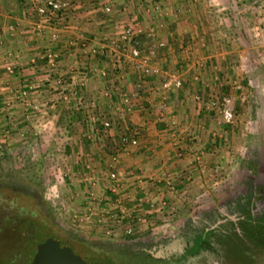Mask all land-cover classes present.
<instances>
[{"label": "crops", "instance_id": "0c3cea01", "mask_svg": "<svg viewBox=\"0 0 264 264\" xmlns=\"http://www.w3.org/2000/svg\"><path fill=\"white\" fill-rule=\"evenodd\" d=\"M55 1L63 4L57 12L47 0H0V153L6 142H34L43 133L40 142L60 147L64 169L77 175L76 188L94 189L93 216L101 221L115 222L113 213L124 211L129 224L159 215L170 201L182 206L199 189L212 192L233 157L220 146L235 139L210 102L239 81L229 93L238 108L241 81L253 76L259 85L253 55L264 42V0H159V10L141 0ZM127 24L141 28L143 62L162 64L182 86L169 91L163 75L144 76L110 44ZM151 25L158 28L153 40ZM85 40L106 46L104 54H91ZM125 132L135 141L121 147Z\"/></svg>", "mask_w": 264, "mask_h": 264}, {"label": "rangeland", "instance_id": "374dc122", "mask_svg": "<svg viewBox=\"0 0 264 264\" xmlns=\"http://www.w3.org/2000/svg\"><path fill=\"white\" fill-rule=\"evenodd\" d=\"M141 1L140 4L143 3L149 10H159L163 6L160 2L152 5L145 0ZM152 28L157 34L156 25H151L148 30ZM140 42L151 41L143 37ZM258 44L261 46L256 49L253 57L259 60L257 64L260 69L256 67L255 72L261 78L259 85H253V76L246 77V82L241 81L244 89L241 96L244 98H239V101L242 105L237 108L233 102L230 103V86L233 88L232 94H236L235 88L239 81L228 85L227 94L211 99H219L221 108L222 97H227L228 106L233 108L234 121L228 123L233 132L231 137L235 141H223L220 146L233 157L221 169V173L215 176L218 184L211 187L212 192L204 193L199 189L189 193L188 198L184 195L187 205L184 203L181 206V203L177 204L173 200L161 209L159 215L154 214L160 209L147 215L141 214L135 216L134 220L131 218L129 224L123 222L126 219V215L121 217L123 211L114 215L115 222L101 221V216H93L95 199L90 194L91 186L84 190L76 188L77 175H71L64 169L66 160L60 156V147L40 142L43 133L39 131V138H35L34 142L24 137L21 141L4 143L3 152L0 153V186H3L0 190V264H16L10 261L13 258L16 261L21 258L28 260V249L32 250L31 245L35 240L46 239L52 233L64 237L67 232L91 241L109 242L116 247L165 249L169 253L163 257H152L141 252L137 255L129 254L124 259L125 264H264V69H261L264 67V42ZM142 49H145L143 53L148 50L144 46ZM250 49L247 52L252 54ZM162 68L166 75L168 68ZM165 75L164 81L176 80ZM179 79L182 86L183 78L180 76ZM180 86L172 85L168 90ZM7 133H13V130ZM14 184L38 192L50 215L48 224L51 225L52 233L44 231L39 234L40 230H36L33 235H27V227V231L18 227L21 223L2 222V217L8 213L10 216V213L19 215L18 208L21 206L43 217L34 198L14 194ZM85 201L88 202L86 206ZM251 212L257 217L251 218ZM141 217L143 219H139ZM206 221L209 224L205 226L209 227V231H214V237L218 234L220 243L217 241L214 248L207 247L208 251L201 254L192 250L187 255L178 256L177 253L187 245L190 231L199 230ZM206 241L204 244H211ZM139 243L143 246H139ZM83 257L90 260L85 255Z\"/></svg>", "mask_w": 264, "mask_h": 264}, {"label": "built area", "instance_id": "2783aa9c", "mask_svg": "<svg viewBox=\"0 0 264 264\" xmlns=\"http://www.w3.org/2000/svg\"><path fill=\"white\" fill-rule=\"evenodd\" d=\"M147 3L151 4L152 5H155L158 3V0H145ZM47 3L48 5L50 6L51 8V12H57L63 4H61L60 2H57L55 0H47ZM143 30V29H142ZM141 32V28L136 25V24H127V25H124L122 27V29L120 30V32L115 36L113 37L111 40H110V44L116 46V48L120 51L121 50H125L127 52V55L129 56L130 59L134 60L135 63L137 65H139V67H141V70H142V73L144 76H153V75H156V74H159V75H165L166 71L163 70L161 68V66H153L152 64H147V63H144L143 61H145L143 55L145 56V53H143L142 49L139 48V41L137 40V36L139 35V33ZM155 29L152 28L150 30H148L147 32V36L149 38H153L155 36ZM81 46L82 47H88L89 48V51L91 54H94V55H98V54H104L105 52V48L106 46H102L101 48H98L92 44H90L89 41L85 40L83 42H81ZM127 49V50H126ZM150 53L155 55L156 53V50L154 48H151L150 50ZM150 54V55H151ZM104 75H106L107 72L103 71L102 72ZM176 79V78H175ZM172 85H175V86H180L181 85V80L179 78H177L176 80H167L165 81L164 83V88L168 89L170 88ZM197 99H201V96L200 95H197ZM223 99V100H222ZM222 111L224 113V118L227 122H233L234 121V118H233V115H234V112H233V108H231L230 106H228V103H227V97H222ZM220 101L219 99H214L213 101H211V105H219ZM137 132V131H136ZM135 132V133H136ZM133 135H135L134 133H124V135H122V144L123 146L128 144L129 142H132V141H135V138L133 137ZM183 153L180 151L179 152V155H182ZM118 155L117 154H114L112 156V161L113 162H118ZM111 178L114 180V188H112V190H114L115 188L119 187V181L117 180V173L115 171H112L111 172ZM90 194L92 196V199H95V191L93 188L90 189ZM114 215H119V213L116 212L113 213ZM125 216L124 215V211H123V215H121V217ZM139 219H143V217L139 218Z\"/></svg>", "mask_w": 264, "mask_h": 264}, {"label": "flooded vegetation", "instance_id": "af4514ba", "mask_svg": "<svg viewBox=\"0 0 264 264\" xmlns=\"http://www.w3.org/2000/svg\"><path fill=\"white\" fill-rule=\"evenodd\" d=\"M2 187L3 186H0V190H1ZM12 189L14 190L13 192H14L15 195H18V194L19 195H22V194H24L25 196H29L31 198H34V201L36 202L37 207L40 209L41 213L43 214V217L42 216L41 217L38 216V213L37 212H34L32 210H29V208H24L23 206H21L20 208H18L19 215L18 214L17 215L16 214L15 215H12L13 213H10L11 214V216H10L9 213H8L9 211H7L8 214L5 215L4 217H2V222L12 221V222H16V224L17 223H22V224L25 225V227H27L28 225L31 224L32 225L31 226V229L28 232H26L27 235L28 234L29 235H33L32 233L35 232L36 230H40V231H38L39 234H41V232H44V231H50L52 233L51 225L48 224V219H49V216L50 215L48 214V210H46V208H45V205L43 203V200L39 197L38 192L36 190L33 191V189H31L29 187L22 186L21 184H18V185L14 184L13 187H12ZM258 217H261V216L258 215ZM208 218H209V215H208ZM203 223H204V226H202L201 228H199V230H196V231L195 230H191L190 231V237L188 238L187 245H186V247L183 250H181L179 253H177L178 256L179 255H183V254L187 255V252L189 251V253H190V251H192V250L193 251H197V253L199 252V254H201V253H203L205 251H208V248L207 247H209V249L214 248V245H216L215 243L217 241L220 243V239L218 237V234L216 233V236L214 237L213 236V234H214L213 232L214 231H212V230L209 231L208 230L209 227H206L205 226L206 224H209L208 221L203 222ZM49 237H54L56 239H59V240H61V242H67L68 245L73 249V251L75 253L80 254L83 257L84 254L82 252H79L78 250H76L71 245V243L69 242L68 239H66L64 237L57 236L56 233H52V235L51 234H48L47 235V238H49ZM46 239L41 238L39 241L38 240H35V242L33 243V245H31L32 250L30 248L28 249L29 252H30V255H29V259L28 260H25L24 261V259L21 258L18 261H16L13 258V259H10V261H13L16 264H18V263H21V264H30L33 261V258L35 256L36 252L38 251V245H39V243L45 242ZM206 240H208L211 244H209V243L208 244H205V246H204L203 249L201 248L200 250H197L199 248V246L202 245V242L203 243L204 242H207ZM136 249H134V250H136ZM24 250H26V249H24ZM137 250H145V251H147L146 249H143V247L142 248H138ZM86 260H88V259H86ZM88 261H101V260H98V259L97 260H91L90 259Z\"/></svg>", "mask_w": 264, "mask_h": 264}, {"label": "trees", "instance_id": "16d2710c", "mask_svg": "<svg viewBox=\"0 0 264 264\" xmlns=\"http://www.w3.org/2000/svg\"><path fill=\"white\" fill-rule=\"evenodd\" d=\"M121 147H123V144ZM247 214H249V211ZM31 226V224L27 226L28 231L31 229ZM18 227H20V229L26 230L25 225L22 223L19 224ZM66 234L67 235H65L64 238L68 239L76 250L82 252L91 260H101L103 264H125L124 259H126L129 254L137 255L139 252L152 256L150 252L145 250H134L130 248H122L120 246L116 247L114 244L105 241H91L85 238H80L71 232H67ZM139 246H143V244L139 243ZM204 246L205 244L202 242V245H200L197 250H200L201 248L203 249ZM90 250L92 252L89 253ZM116 257H119L120 259H117Z\"/></svg>", "mask_w": 264, "mask_h": 264}, {"label": "water", "instance_id": "95a60500", "mask_svg": "<svg viewBox=\"0 0 264 264\" xmlns=\"http://www.w3.org/2000/svg\"><path fill=\"white\" fill-rule=\"evenodd\" d=\"M155 257L169 255L165 249L143 248ZM30 264H103L101 261H88L80 254H77L67 242L54 237H49L45 242L39 243L33 261Z\"/></svg>", "mask_w": 264, "mask_h": 264}]
</instances>
